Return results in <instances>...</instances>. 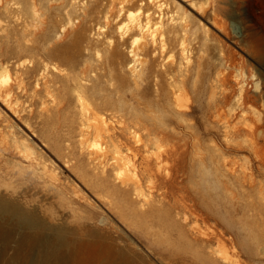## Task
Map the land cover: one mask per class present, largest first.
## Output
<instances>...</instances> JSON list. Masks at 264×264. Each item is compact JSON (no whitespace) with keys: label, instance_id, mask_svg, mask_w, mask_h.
<instances>
[{"label":"rangeland","instance_id":"1","mask_svg":"<svg viewBox=\"0 0 264 264\" xmlns=\"http://www.w3.org/2000/svg\"><path fill=\"white\" fill-rule=\"evenodd\" d=\"M4 67L22 92L2 138L68 191L47 212L148 264H264V0H0ZM80 96L107 124L98 148Z\"/></svg>","mask_w":264,"mask_h":264},{"label":"bare ground","instance_id":"2","mask_svg":"<svg viewBox=\"0 0 264 264\" xmlns=\"http://www.w3.org/2000/svg\"><path fill=\"white\" fill-rule=\"evenodd\" d=\"M45 87L49 88L47 82ZM15 92L17 95L22 92L18 80H10L6 67L0 69V103L10 113L18 115L14 102L17 98H14ZM79 99L96 131L94 142L98 148L97 142L107 124L103 118L93 113L83 96ZM2 132L3 126L1 127L0 122V264H148L147 257L138 252L136 246L130 245L129 241L126 243L127 239L103 235L96 228L85 224H71L68 214L57 215L55 211L47 212L49 205L53 206V203L65 198L68 194L67 188L49 172L47 161L42 155L31 156L28 151L30 145L24 142L20 145L15 137L4 140ZM157 160L158 163H154L153 166L147 157L142 160L143 172L149 180L154 179L163 167L160 164L161 159ZM118 162L125 167L128 166L125 161L118 159ZM127 169L128 167L120 173L117 172L120 174L117 178L129 172ZM132 174L137 186L139 179L136 173ZM165 184L170 183L165 180ZM73 193L76 195L79 189L74 187ZM189 211L193 215L192 208ZM106 220V217H103L101 223L105 225ZM184 225L187 226V223ZM133 233L135 234L134 231ZM186 235L188 240L193 242V227L187 229ZM135 237L142 241L139 234H135ZM117 238L123 244L115 243ZM202 243L207 244L208 241L202 240ZM9 250L11 254H8ZM149 255L153 254L150 252ZM180 255L176 249H172L170 255L172 257L166 264H193V257L187 255L178 257Z\"/></svg>","mask_w":264,"mask_h":264}]
</instances>
